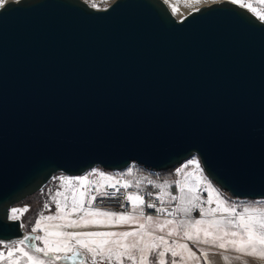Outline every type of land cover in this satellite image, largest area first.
Returning <instances> with one entry per match:
<instances>
[{
    "label": "water",
    "instance_id": "water-1",
    "mask_svg": "<svg viewBox=\"0 0 264 264\" xmlns=\"http://www.w3.org/2000/svg\"><path fill=\"white\" fill-rule=\"evenodd\" d=\"M163 0H11L0 9V243L11 208L64 172H154L192 155L264 199V22L228 0L181 21Z\"/></svg>",
    "mask_w": 264,
    "mask_h": 264
},
{
    "label": "snow or ice",
    "instance_id": "snow-or-ice-1",
    "mask_svg": "<svg viewBox=\"0 0 264 264\" xmlns=\"http://www.w3.org/2000/svg\"><path fill=\"white\" fill-rule=\"evenodd\" d=\"M19 2V0H17ZM167 3V0H165ZM198 3L199 0H196ZM231 4L240 8H247L258 19L264 22V7L245 3L244 0H229ZM258 5L264 6V0H257ZM8 0H0V9H4ZM95 6V5H93ZM173 12L178 11L173 7ZM193 166L199 178L190 183L192 172L185 173V169ZM178 176L183 175V181L177 180L176 186L179 197L170 196L171 201L179 200V205L167 215L175 216L183 213L186 219H164L145 215V199L139 194H126L125 202L131 205V212L105 211L93 207L97 196L112 197L113 193L106 191L111 188L116 192L120 188L131 187L129 183H120L114 177L103 172L93 171L81 177H59L60 188L54 199L56 212L53 215L41 214L36 220L32 232H43L42 236H35L42 246H31L26 241L33 239L25 236L16 242L15 248H9L7 253L0 252V264H56V261L75 260L81 255L80 250L91 254L92 264H188L189 261L199 260L188 243L169 240L178 237L184 241L218 247L221 250L233 251L238 254L237 259L250 257L264 260V202L246 205L237 210V205L221 197V194L203 176L200 162L196 159L188 161L177 169ZM99 177L92 181L89 176ZM128 175H131L129 170ZM151 184L152 182L149 181ZM119 184V187L117 185ZM139 188V184L136 185ZM160 189L157 199L162 203L167 195L169 185L156 184ZM201 187L208 193L206 201L199 194ZM185 201L187 206H185ZM207 203L209 207L202 205ZM215 204V207L212 205ZM125 205L122 204L121 207ZM147 208H155L164 213L162 207L148 203ZM48 208V205H45ZM193 209L199 210V219H191ZM29 209H12V219L17 220ZM50 210V209H49ZM19 214V215H18ZM123 225H137L132 231H78V229L111 228ZM167 229V231H165ZM164 233V235H157ZM19 253V256L16 254ZM63 253V255H60ZM170 255L171 260L166 259ZM203 264H209L207 251L202 252ZM154 257V258H153ZM179 258V259H177ZM227 260V257H225ZM247 264V261H244Z\"/></svg>",
    "mask_w": 264,
    "mask_h": 264
},
{
    "label": "rangeland",
    "instance_id": "rangeland-1",
    "mask_svg": "<svg viewBox=\"0 0 264 264\" xmlns=\"http://www.w3.org/2000/svg\"><path fill=\"white\" fill-rule=\"evenodd\" d=\"M11 0H8V2H10ZM86 2H88V4L93 7V8H107L110 6V4L112 2H114V0H84ZM193 5L192 8L188 11H182V10H178L175 13L173 12V8H171L172 12L174 13L173 15L176 16L175 18H178L177 20H180L186 15V14H190L192 12H194L196 9L200 8L201 6H208L210 3L213 2H222L223 0H199V2L197 3L196 0H190ZM229 1V0H228ZM246 1V2H245ZM244 2H252L254 6L257 7H264V6H260L257 3V0H245ZM95 5V6H93ZM187 162L182 165V166H177L175 167L170 173H166L165 171H161L159 172V174L156 176V184H164L167 183L169 185V187L167 188V195L164 197V201L167 202L168 204H174L175 202H179V200L177 201H171L170 200V196L175 195L177 197H179L180 193L179 190L176 186V181L177 180H181L183 181L184 177L183 175L178 176L176 174L177 169L183 167ZM200 165H201V169L203 171V176L206 178V180L212 184V186L221 194V197L226 199L227 201L236 204L237 210H241V208L243 206L246 205H253V203H250V201L244 199L242 200H237V201H233L230 198V195L227 194L226 192H224V190L222 188H219L218 185L214 184V182H212L209 179V176L204 172L203 170V166L202 163L200 161ZM187 169H195L193 166H189L188 168L185 169V173H187ZM91 171L88 170L87 173L85 174H81V175H77L74 177H81V176H86L89 175ZM108 174V176H112L114 177L115 180H125V182L128 183H136L137 181H139L138 175L136 173H134L133 171L131 172V175H128L127 170H121V171H116V172H110L107 171L106 172ZM199 175V174H198ZM65 176L64 172H60L59 174H56L54 177H52L50 179V181L46 184V186L44 188H42L41 190L37 191L36 193L32 194L31 197H28L27 199L25 198L23 201L18 202V204L14 205L11 208V218H12V209L16 208V209H23L25 207H27L29 210L27 212H25L22 216H19L18 220H21V223H23L24 229H25V236H31L33 237V239L26 241V244L29 245V248L26 250H31V246L35 245V246H42V244L40 243V241H37L34 239L35 236H42L43 232L41 231H37L35 233L32 232V228L35 226L36 220L39 219L40 215H53L56 212V208H55V203H54V199L56 198V192L57 191H63V189L60 188V183L61 181L59 180V177ZM66 177V176H65ZM89 179L92 180V175L89 176ZM190 179V178H189ZM190 182V181H189ZM194 181H191L190 183H192ZM155 184V185H156ZM158 189V188H157ZM257 202H264V199H258ZM45 205H48V208H45ZM185 205H187V202L185 201ZM50 209V210H49ZM193 211V210H192ZM19 215V214H18ZM201 218L199 215V210L198 211H194L191 212V219H199ZM182 219H186V217L183 214V218ZM180 219H175L176 221H180L182 220ZM161 221L164 220V218H160ZM137 225H123V226H116V227H111V228H92V229H78V231H132V230H136ZM167 231V229L165 230ZM157 235H164V233H157ZM24 239V238H23ZM170 241L171 240H176L178 238L176 237H171L168 238ZM198 245L199 248H201V245H203L202 247H206V245L204 244H199V243H195ZM16 247V242H6V243H0V252H4L5 254L7 253V250L9 248H15ZM216 249H219L218 247H215ZM214 248V249H215ZM81 254H85V260H81L77 257V259L72 260L71 259V253L68 254L69 259L66 260H59L56 261V264H92V257L91 254L88 253L86 250H80ZM229 252H233L230 251ZM235 253V252H234ZM17 256H19V253L16 254ZM60 255H63V253H61ZM154 258V257H153ZM166 259H171L170 255L168 257H166ZM3 264H7V261H3ZM23 264V262H22ZM125 264H129L128 261H125Z\"/></svg>",
    "mask_w": 264,
    "mask_h": 264
},
{
    "label": "built area",
    "instance_id": "built-area-1",
    "mask_svg": "<svg viewBox=\"0 0 264 264\" xmlns=\"http://www.w3.org/2000/svg\"><path fill=\"white\" fill-rule=\"evenodd\" d=\"M245 1V0H244ZM246 2V1H245ZM249 3V2H247ZM252 3V2H251ZM107 9V8H106ZM196 159L200 162V160L198 159L197 156L192 155L188 160H193ZM129 170H131V172L133 171L134 173H136L138 175L139 181H137L136 183H131V187L127 188L126 190L123 188H120L119 192H116L114 189L108 188L106 189V191L113 193L112 197H101V196H97V200L94 202L93 207L95 208H99L101 210H105V211H113V212H124V211H128L131 212V205L125 202V195L126 194H139L141 196L144 197L145 199V206H144V212L145 215H152L154 218H164V219H182L183 218V213H176V215L173 216H169L167 215L168 212H172L174 210V208H176L179 203L175 202L174 204L171 203H167L165 201H163V203L157 199V196H159L160 193V189H157L155 187L156 184V179H157V175L159 174L158 172H154L151 169H147V168H143L141 166H139L137 163H132L130 165V167L127 169V172H129ZM91 172L93 171H97V172H103L105 175H108L106 172L109 170L104 169L103 167L100 168H93L90 170ZM90 172V173H91ZM188 172H192L194 173V175L192 177H190L189 181H195L196 179L199 178V175L196 174V170L195 169H187L186 171ZM66 177L67 174H65ZM64 176V177H65ZM92 181H98L99 177L92 175ZM120 181V183H128L125 182V180H118ZM149 181H151L152 183L150 184ZM130 184V183H129ZM137 184H139V188H137ZM117 187H119V184L117 185ZM201 199L206 201L208 198V193L207 191H205L203 189V187H201L200 192H199ZM230 198L233 201H239L240 199H238L237 197H232L230 196ZM243 201V200H242ZM148 203H152L155 204L157 208H164L166 211L164 213H160L157 212L155 208L149 209L147 208V204ZM124 204V207H121V205ZM187 206V205H185ZM204 208L209 207V205L207 203H204L202 205ZM212 207H215V204L212 205ZM194 211H198V209H193L192 212Z\"/></svg>",
    "mask_w": 264,
    "mask_h": 264
},
{
    "label": "crops",
    "instance_id": "crops-1",
    "mask_svg": "<svg viewBox=\"0 0 264 264\" xmlns=\"http://www.w3.org/2000/svg\"><path fill=\"white\" fill-rule=\"evenodd\" d=\"M248 201H250V203H253V204L257 203V200L255 201L248 200ZM176 240H178V242L180 243H188L192 251L196 253L197 257H199L198 261L192 260V261H189L188 264H203L204 258L201 255V253L205 251L209 253L208 255L209 264H244V261H247V264H264V260L253 259L250 257H242L240 259H237L238 254L234 252H229V251L216 249V248L215 249L210 248L208 245H206V247L204 248L202 247L203 245H201V248H199L198 245L192 241H184L179 238ZM225 257H227V260H225Z\"/></svg>",
    "mask_w": 264,
    "mask_h": 264
},
{
    "label": "bare ground",
    "instance_id": "bare-ground-1",
    "mask_svg": "<svg viewBox=\"0 0 264 264\" xmlns=\"http://www.w3.org/2000/svg\"><path fill=\"white\" fill-rule=\"evenodd\" d=\"M163 2L165 3V5L169 6L170 9L176 7L178 10L182 11L190 10L193 5L190 0H167V3L165 2V0H163Z\"/></svg>",
    "mask_w": 264,
    "mask_h": 264
},
{
    "label": "trees",
    "instance_id": "trees-1",
    "mask_svg": "<svg viewBox=\"0 0 264 264\" xmlns=\"http://www.w3.org/2000/svg\"><path fill=\"white\" fill-rule=\"evenodd\" d=\"M173 169H174V168H173ZM171 171H172V170L165 171V172H166V173H170ZM85 257H86L85 254H84V255L81 254L78 258L81 259V260H83V259L85 260ZM76 259H77V258H76ZM72 260H73V259H72Z\"/></svg>",
    "mask_w": 264,
    "mask_h": 264
}]
</instances>
